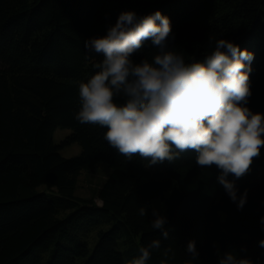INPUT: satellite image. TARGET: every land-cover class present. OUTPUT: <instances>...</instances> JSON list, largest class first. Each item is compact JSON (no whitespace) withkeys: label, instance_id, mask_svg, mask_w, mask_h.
Returning a JSON list of instances; mask_svg holds the SVG:
<instances>
[{"label":"trees","instance_id":"trees-1","mask_svg":"<svg viewBox=\"0 0 264 264\" xmlns=\"http://www.w3.org/2000/svg\"><path fill=\"white\" fill-rule=\"evenodd\" d=\"M128 10L167 16L169 47L186 62L202 60L219 39L253 52L247 107L264 113V0H0V264H127L154 239L161 246L147 264H185L190 240L199 253L192 264H219L218 252L264 264V147L235 180L237 195L248 193L237 210L216 167H198L194 151L146 166L138 154L127 160L109 146L105 128L75 119L79 83L102 59L84 43ZM155 54L148 40L131 58L151 62ZM58 127L71 129L59 144ZM75 142L81 152L64 156L62 148ZM102 161L111 173L98 204L76 189L81 172ZM158 199L168 239L151 227Z\"/></svg>","mask_w":264,"mask_h":264},{"label":"clouds","instance_id":"clouds-1","mask_svg":"<svg viewBox=\"0 0 264 264\" xmlns=\"http://www.w3.org/2000/svg\"><path fill=\"white\" fill-rule=\"evenodd\" d=\"M170 36L171 21L160 11L138 16L128 10L118 15L105 35L86 40L87 53L102 59L94 64L95 73L79 83L80 108L75 119L105 128L109 146L127 160L138 154L149 161L146 166L172 162L194 151L196 165L215 166L217 183L237 210H243L248 193L238 196L235 180L250 172L264 147V113L247 107L254 53L219 39L202 60L186 62L169 47ZM148 40L157 54L151 62L147 58L134 62L132 55ZM212 41L210 36L209 44ZM230 175L233 180L228 179ZM146 214L141 207L139 215ZM152 217V229L161 230L168 239L166 216L153 208ZM259 223L264 231V216ZM160 246V240H152L127 264H147L152 250ZM259 246L264 247V239ZM185 250L190 256L185 264L198 259L195 240ZM170 252L168 248L164 255ZM217 254L219 264H252L232 252Z\"/></svg>","mask_w":264,"mask_h":264},{"label":"rangeland","instance_id":"rangeland-1","mask_svg":"<svg viewBox=\"0 0 264 264\" xmlns=\"http://www.w3.org/2000/svg\"><path fill=\"white\" fill-rule=\"evenodd\" d=\"M71 129L68 127H58L54 133V141L63 143L70 135ZM81 145L78 142L64 146L61 150L62 154L67 157L77 155L81 152ZM111 173L110 167L106 162L97 163L90 170H83L78 178L76 195L84 198H93V200L102 204V200L98 197V191L104 184ZM155 206L161 215L166 213V205L161 200L155 201Z\"/></svg>","mask_w":264,"mask_h":264}]
</instances>
